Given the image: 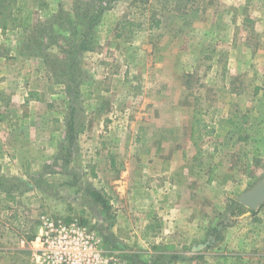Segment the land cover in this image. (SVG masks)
<instances>
[{"label": "rangeland", "instance_id": "rangeland-1", "mask_svg": "<svg viewBox=\"0 0 264 264\" xmlns=\"http://www.w3.org/2000/svg\"><path fill=\"white\" fill-rule=\"evenodd\" d=\"M3 5L0 264H37L43 218L117 264H264V201H239L264 178V0Z\"/></svg>", "mask_w": 264, "mask_h": 264}, {"label": "built area", "instance_id": "built-area-1", "mask_svg": "<svg viewBox=\"0 0 264 264\" xmlns=\"http://www.w3.org/2000/svg\"><path fill=\"white\" fill-rule=\"evenodd\" d=\"M37 264H117L101 249V238L76 221L43 218L33 241Z\"/></svg>", "mask_w": 264, "mask_h": 264}, {"label": "trees", "instance_id": "trees-1", "mask_svg": "<svg viewBox=\"0 0 264 264\" xmlns=\"http://www.w3.org/2000/svg\"><path fill=\"white\" fill-rule=\"evenodd\" d=\"M4 1L5 0H0V11H1V9H6V7H4ZM12 16V15H11ZM155 23L153 24V26H155V27H158L159 26V24H160V20L159 19H156L155 21H154ZM10 23V21H8V19L7 18H3V21L2 22H0V25L3 27V28H5L6 26H7V24H9ZM29 97L30 98H35V99H38V93H36V92H34V91H30L29 92ZM28 100H29V98H28ZM202 129H204L205 131L204 132H201V130ZM192 134H191V138H192V140L195 142V144H197L198 143V141L202 138V136L203 135H206V134H208L209 133V131L207 130V126H206V124H204V125H202V120L195 114L194 115V118H193V121H192V132H191ZM93 195H94V197H95V199L97 200V201H99V202H101V203H103V204H105L106 203V201L102 198V196L100 195V193H99V191H96V190H94L93 191ZM7 198H13L14 199V196L13 195H9V194H7ZM155 230V229H154ZM153 230V231H154ZM154 233H156V232H154ZM174 257L175 256H172V258L171 259H173L174 260ZM172 262V261H171Z\"/></svg>", "mask_w": 264, "mask_h": 264}, {"label": "water", "instance_id": "water-1", "mask_svg": "<svg viewBox=\"0 0 264 264\" xmlns=\"http://www.w3.org/2000/svg\"><path fill=\"white\" fill-rule=\"evenodd\" d=\"M243 204L255 209L264 201V178H262L252 189L245 192L239 198Z\"/></svg>", "mask_w": 264, "mask_h": 264}]
</instances>
